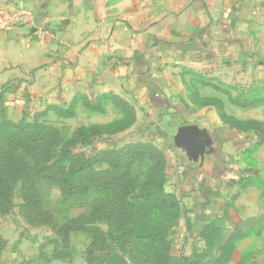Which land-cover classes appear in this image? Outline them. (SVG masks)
I'll return each instance as SVG.
<instances>
[{
	"label": "rangeland",
	"instance_id": "obj_1",
	"mask_svg": "<svg viewBox=\"0 0 264 264\" xmlns=\"http://www.w3.org/2000/svg\"><path fill=\"white\" fill-rule=\"evenodd\" d=\"M262 37L243 42L244 56L235 66L229 63L231 71L224 75L184 72V88L172 106L185 111L177 121L180 125L212 127L215 122L207 121L210 114L218 117L215 124L245 132L239 138L232 133L241 142L234 159L252 167L258 175L246 177L247 183L264 194ZM30 96L16 83L0 86V125L29 126L24 132L12 127L0 132L3 144L7 136L23 139L9 144L20 159L9 172L10 210L0 214V264H90L88 257L94 264H151L148 255L155 247L169 257L167 264H229L241 234L228 236L223 229H213L195 238L184 217L170 216L174 202L161 205L158 200L146 206L143 201L140 192L158 196L151 183L168 176L167 158L162 163L157 150L165 152L176 145L160 121L140 122L137 104L120 93L79 94L69 103L43 106ZM138 145H146L148 152L133 149ZM67 152L100 161L81 170L76 158L63 156ZM118 160L122 162L116 166ZM25 166L30 171L27 177ZM0 170H4L1 157ZM232 194L228 209L241 211L245 205L234 198L244 191L234 188ZM144 225L156 231L134 233ZM121 229L134 232L117 233ZM144 256L147 262L142 261ZM250 258L247 251L239 264H249Z\"/></svg>",
	"mask_w": 264,
	"mask_h": 264
},
{
	"label": "crops",
	"instance_id": "obj_2",
	"mask_svg": "<svg viewBox=\"0 0 264 264\" xmlns=\"http://www.w3.org/2000/svg\"><path fill=\"white\" fill-rule=\"evenodd\" d=\"M21 8L34 18L0 31V86L16 83L40 106L120 93L137 104L140 122L160 121L175 138L196 126L202 153L185 144L165 148L166 190L195 238L212 223L241 234L229 264L247 251L249 264H264V194L247 183L258 174L234 159L241 151L235 135L246 133L210 114L212 127L180 125L185 111L172 106L184 72L224 75L244 56L243 42L264 36V0H0V22ZM234 188L244 191L234 198L241 211L228 209Z\"/></svg>",
	"mask_w": 264,
	"mask_h": 264
},
{
	"label": "trees",
	"instance_id": "obj_3",
	"mask_svg": "<svg viewBox=\"0 0 264 264\" xmlns=\"http://www.w3.org/2000/svg\"><path fill=\"white\" fill-rule=\"evenodd\" d=\"M79 96V95H77ZM76 96V97H77ZM75 99V98H74ZM254 123L255 125H258V123L256 122H248L247 124H251ZM9 127L15 128L17 130H22L23 132L29 129V126H14L11 123H3L0 125V132L4 129H7ZM233 127V126H232ZM37 128V127H35ZM22 138H19L18 136H7L6 140L4 139V144L0 143V157L2 159V165L4 170H0V214H4V213H8L10 210V203H11V199H12V192H13V188L11 186V182H10V178H9V172L12 169L13 163H15L18 159H20L19 154L16 151H12L10 150V143H14L15 141H22ZM44 140H41V143ZM27 143V142H25ZM58 143L55 145V147L57 146ZM132 149V148H131ZM133 149H140V152L143 153H147L148 151L146 150V145H138V147H134ZM157 154H160V159H162V163L165 162V155L164 152H161L159 150H157ZM67 155H71L72 159H75L76 163L79 165V167H81V170H89L92 169L96 166L97 163H99V159L98 158H94L92 156H86V155H81V154H76L74 152H67L64 153L63 156L66 157ZM85 157V158H83ZM122 162V160H118L117 162H115V165L118 166L120 163ZM23 171L25 172V176L27 177L29 175V170H27V167L25 166ZM166 182H167V178L163 177L159 183H151V186H156V189H158V196H154L153 194H148L147 191L142 190L140 192V194H142L143 196V201L146 202V206L149 204H153L155 201L161 200L160 204L164 205L165 202L170 201V202H174V204H170L171 208L174 210V213L170 214V216L174 219H176L177 217H179V215L181 216L182 214V205L180 206V208H178L179 204H181L180 201H178V199L176 198L175 194L173 193H167L165 191V187H166ZM70 187L73 189L74 187L72 185H70ZM150 187V186H149ZM148 187V188H149ZM174 207V208H173ZM213 229H221V227L217 224H211L209 228H207L204 232H202L201 234H205L207 232H211L213 231ZM125 229H121L118 230L117 233H128V232H134V231H128L126 230V232H124ZM128 231V232H127ZM156 231L155 227H150V226H141V228L137 229L134 233H143L146 235H149L150 233H153ZM133 239V236H132ZM139 240H146L147 243H153L152 238H147V236H143L142 239L138 238ZM155 247V246H154ZM154 252L151 251V253L148 255V258L151 260V264H167V259L169 258L168 256H166L165 253H162V251L156 250V247L154 248ZM130 253V251H129ZM142 261H148L147 257L144 256V258H142ZM88 262L90 264H94L93 258L88 257ZM121 264H126L124 261H122ZM132 264H141L139 262H133Z\"/></svg>",
	"mask_w": 264,
	"mask_h": 264
},
{
	"label": "water",
	"instance_id": "obj_4",
	"mask_svg": "<svg viewBox=\"0 0 264 264\" xmlns=\"http://www.w3.org/2000/svg\"><path fill=\"white\" fill-rule=\"evenodd\" d=\"M175 143L179 146L185 144L195 155H198L205 150L203 133L196 126L181 127L175 138Z\"/></svg>",
	"mask_w": 264,
	"mask_h": 264
},
{
	"label": "built area",
	"instance_id": "obj_5",
	"mask_svg": "<svg viewBox=\"0 0 264 264\" xmlns=\"http://www.w3.org/2000/svg\"><path fill=\"white\" fill-rule=\"evenodd\" d=\"M33 18L34 12L32 10L29 8H21L0 22V31L7 32L15 27H19L23 23H30ZM41 31L42 30L37 29L36 33H40Z\"/></svg>",
	"mask_w": 264,
	"mask_h": 264
}]
</instances>
